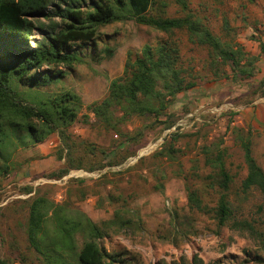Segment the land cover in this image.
Wrapping results in <instances>:
<instances>
[{"label": "rangeland", "instance_id": "374dc122", "mask_svg": "<svg viewBox=\"0 0 264 264\" xmlns=\"http://www.w3.org/2000/svg\"><path fill=\"white\" fill-rule=\"evenodd\" d=\"M185 1L189 10L213 34L223 41L240 44L251 55L259 53L255 41L262 42L264 38V0ZM165 2V16H182L181 7L174 0ZM224 21L230 32L224 31ZM38 38V34H33L30 44ZM165 38L164 34L132 21L115 22L100 29L95 43L97 51L105 46L113 49L111 58L95 62L86 49L83 62L68 70L61 82L46 88L13 86L22 98L35 106L48 105L51 97L64 91L74 92L81 99V108L78 119L68 130L87 143L105 148L121 141V133L133 137L153 125L154 120L133 117L120 126V132L105 131L92 115H88L87 124L83 122L81 116L87 115L85 107L100 100L110 80L122 74L127 51L137 53L144 44ZM176 38L182 59L194 67L199 78L195 88L177 96L169 111L174 115L175 124L182 121L185 125L183 131L168 134V129L156 125L144 132L135 154L121 165L92 173L73 170L59 180L43 177L61 166L55 157L47 165L40 160L37 161L40 165H29L35 155L30 140L20 133L17 134L19 139L10 138L13 145L28 146L15 150L12 160L18 169L0 180V259L6 264H23V258L26 264H42L29 247L24 231L28 215L24 200L30 202L35 194L65 209L80 210L98 225L111 220L118 209L128 211L134 221L133 229L121 235L111 234L105 240L106 248L120 253L128 264H190L192 254L203 264H264V201L256 189L246 194L240 191L246 167L240 146L234 142L232 128L235 126L229 124L231 129L226 131L228 122L237 121V117H231L232 113H245L252 106L245 103L250 98L248 87L246 82L225 78L214 81L212 70L207 66V49L190 44L185 33H177ZM257 68L259 72L254 80L264 76L258 63ZM222 71L232 76L229 68ZM251 134L253 155L264 170V136L260 130H253ZM54 135L55 144L59 146L58 134ZM216 145L227 150L226 168L234 177L229 197L235 218L246 221L251 229L238 230L232 223L217 228L214 223L212 210L218 195L216 189L206 187V177L213 172L209 166H204L208 156L204 152L206 148L213 151ZM163 146H172L176 151L174 160L157 156ZM74 180L84 183L79 185ZM107 181L114 185L106 184ZM26 185L34 188L32 194L20 193L19 189ZM187 188L198 191L207 207L205 214L191 209ZM82 194L85 197L81 198ZM108 195H113L117 202H109ZM76 245L81 246L79 236Z\"/></svg>", "mask_w": 264, "mask_h": 264}, {"label": "trees", "instance_id": "16d2710c", "mask_svg": "<svg viewBox=\"0 0 264 264\" xmlns=\"http://www.w3.org/2000/svg\"><path fill=\"white\" fill-rule=\"evenodd\" d=\"M174 1L181 7L180 17L165 16V0H0V180L18 169L12 160L15 150L28 146L13 145L10 138L19 139V133L30 140L31 147L58 134L60 145L55 158L61 166L43 177L59 180L73 170L92 173L119 166L135 154L146 130L156 125L164 129L174 126V115L169 111L177 96L195 88L199 80L194 67L182 59L177 33H185L190 44L207 49V66L212 70L214 81L225 78L246 82L250 97L245 101L247 104L264 99V76L254 80L259 72L257 63L264 54V43L251 37L259 48L258 55H251L240 44L223 41L213 34L189 10L185 0ZM124 21L148 27L166 38L144 44L137 53L127 51L122 74L110 80L106 94L88 104L87 115L81 117L87 124L88 115H92L105 131L120 132V126L133 117L153 118L150 127L133 137L121 133V141L99 147L75 137L68 130L78 119L81 108V99L74 92L64 91L51 97L48 105L35 106L15 90L14 84L46 88L61 82L68 70L83 62L86 49L95 62L111 58L113 49L105 46L97 51L95 43L101 28ZM224 31L230 32L226 21ZM33 34H38L39 38L31 45ZM225 67L229 68L231 77L223 73ZM161 117L164 120L161 121ZM229 124L226 131L231 129ZM232 130L246 167L240 191L246 194L256 189L264 201V170L253 155L252 131L236 127ZM175 152L172 146H163L157 156L174 160ZM204 154L208 155L204 166H209L213 172L206 177V187L216 189L218 195L212 210L216 227L232 223L238 230L251 229L246 221L236 220L232 209L229 192L234 177L226 168V148L216 145L213 151L206 148ZM74 181L79 185L84 183ZM19 191L30 195L34 188L26 185ZM187 193L191 209L205 214L207 207L198 191L187 188ZM108 201L117 202L113 195H108ZM24 203L28 205L26 240L42 264H128L120 253L105 246L111 234L121 235L133 229L134 221L128 211L118 209L111 220L98 225L80 210L65 209L37 194ZM77 236L81 238L79 248ZM21 260L24 264V258ZM0 264L6 263L0 259ZM190 264L203 262L192 254Z\"/></svg>", "mask_w": 264, "mask_h": 264}, {"label": "crops", "instance_id": "0c3cea01", "mask_svg": "<svg viewBox=\"0 0 264 264\" xmlns=\"http://www.w3.org/2000/svg\"><path fill=\"white\" fill-rule=\"evenodd\" d=\"M262 42L264 43V38L262 39ZM244 50L248 53L245 48ZM263 56L264 54L260 56L258 61V67L261 71H264V59L262 58ZM260 63H262L263 65H260ZM251 104L252 106L247 109L245 113L235 114L234 117H237V121H235V123L230 122V124L232 123L233 126H235L236 128H240L245 132L247 130H260V132H262V136H264V99H257ZM55 143L56 136L53 134L45 142L36 144L35 146L31 147L32 151L35 152V155L29 165H40V163H37L38 160H40L41 164H44V162H46V165L48 163H52L54 161L55 153L57 152L59 147Z\"/></svg>", "mask_w": 264, "mask_h": 264}, {"label": "built area", "instance_id": "2783aa9c", "mask_svg": "<svg viewBox=\"0 0 264 264\" xmlns=\"http://www.w3.org/2000/svg\"><path fill=\"white\" fill-rule=\"evenodd\" d=\"M186 127H185V125L182 123V121H179L178 123H176L174 126H172L171 128H169L166 132L168 133V134H173V133H179V132H181V131H183L184 129H185ZM115 138H117V136H115ZM160 141V140H159ZM160 142H162V139H161V141ZM161 144V143H160ZM154 145H156V144H154ZM83 175L84 176H91V175H89V174H85V173H83Z\"/></svg>", "mask_w": 264, "mask_h": 264}]
</instances>
